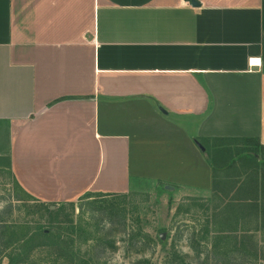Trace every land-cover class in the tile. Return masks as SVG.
Here are the masks:
<instances>
[{
  "label": "crops",
  "instance_id": "crops-1",
  "mask_svg": "<svg viewBox=\"0 0 264 264\" xmlns=\"http://www.w3.org/2000/svg\"><path fill=\"white\" fill-rule=\"evenodd\" d=\"M0 0V169L39 202L170 182L195 137L264 144V0Z\"/></svg>",
  "mask_w": 264,
  "mask_h": 264
},
{
  "label": "rangeland",
  "instance_id": "rangeland-1",
  "mask_svg": "<svg viewBox=\"0 0 264 264\" xmlns=\"http://www.w3.org/2000/svg\"><path fill=\"white\" fill-rule=\"evenodd\" d=\"M235 158L240 171L241 155ZM193 193L170 182L140 181L126 193L87 192L73 202L44 204L1 168L0 222L6 228L0 264L20 253L17 247L24 238L42 229L49 238L36 236L31 244L46 241L51 248L35 250L27 258L21 254L16 258L26 262L18 264H63L64 252L72 264H264L251 260L250 242L241 237L255 225L252 218L235 210L222 216L212 194ZM219 228L231 237L218 241ZM255 239L264 246V231L255 233ZM216 241L227 254L216 251ZM59 242L67 251H60Z\"/></svg>",
  "mask_w": 264,
  "mask_h": 264
},
{
  "label": "trees",
  "instance_id": "trees-1",
  "mask_svg": "<svg viewBox=\"0 0 264 264\" xmlns=\"http://www.w3.org/2000/svg\"><path fill=\"white\" fill-rule=\"evenodd\" d=\"M194 143L200 149L206 161L209 162L212 196L218 199L220 203L216 207L218 212L224 216L227 212L233 210L242 211L245 214L243 217L252 218L255 225L247 230L246 235L241 237H247L250 242L253 252L251 260H264V246L259 245L255 239V233L264 231V144L260 142L258 137H198L194 139ZM232 143L237 145L235 146L236 149L232 148ZM240 155L241 158L237 161H241V170L238 171L235 168L237 164L235 156ZM231 169L233 170L229 173ZM5 228L3 223L0 222V252L2 247L1 233ZM217 233L218 241L231 237L228 231L223 228H219ZM36 236L47 239L50 235L42 229L24 238L17 247L20 253H16V256L15 253L6 256L8 258L7 264L26 262V259L18 260L16 258L21 254H24L27 258L35 250L48 252L47 249L51 248V244L46 241L31 244V239ZM61 243L59 242L60 251H67V245ZM214 247L217 252L228 253L225 247L223 248L222 244L217 241ZM63 255L66 256V262L63 264H72V257L68 256L67 252H64Z\"/></svg>",
  "mask_w": 264,
  "mask_h": 264
},
{
  "label": "water",
  "instance_id": "water-1",
  "mask_svg": "<svg viewBox=\"0 0 264 264\" xmlns=\"http://www.w3.org/2000/svg\"><path fill=\"white\" fill-rule=\"evenodd\" d=\"M191 1V4L193 5V6H197L198 5V2H196L195 0H190Z\"/></svg>",
  "mask_w": 264,
  "mask_h": 264
}]
</instances>
